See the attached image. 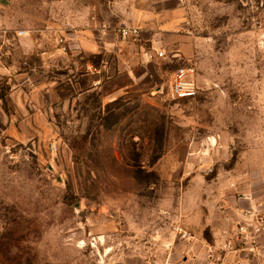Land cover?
<instances>
[{
  "label": "rangeland",
  "instance_id": "rangeland-1",
  "mask_svg": "<svg viewBox=\"0 0 264 264\" xmlns=\"http://www.w3.org/2000/svg\"><path fill=\"white\" fill-rule=\"evenodd\" d=\"M80 1L0 0V264H155L184 252L190 224L222 225L227 169L264 167L263 147L242 142L264 145V0L169 1L183 38L157 83L191 61L198 94L114 103L81 84L73 42L48 33ZM222 131L234 148L204 150Z\"/></svg>",
  "mask_w": 264,
  "mask_h": 264
},
{
  "label": "crops",
  "instance_id": "crops-1",
  "mask_svg": "<svg viewBox=\"0 0 264 264\" xmlns=\"http://www.w3.org/2000/svg\"><path fill=\"white\" fill-rule=\"evenodd\" d=\"M83 1L74 3V7L65 13L66 20L58 26H51L48 32L73 42V46L78 49L76 57L88 55L91 58L87 60L82 56L80 62L76 59L74 63L75 70L84 74L81 75V84H88L86 89L91 92H99L106 103L138 90L160 92L164 85L157 83L160 64L179 55L172 53L170 57L166 53L165 57L159 58L156 53L165 52V48H178L183 38L178 32L180 4L174 9L169 4V1L177 0ZM124 25L139 29L140 37L123 39L117 31ZM33 38L35 36L30 37ZM186 40L185 52L192 59L196 56L194 46L197 42L191 38ZM150 54L154 56L153 59L149 58ZM188 63L184 67L196 69L194 63ZM198 76L196 73L197 83ZM234 138L236 136L223 131L217 136L207 135L203 149L229 153L234 148ZM242 142L250 143L246 149L248 151H258L260 147L264 150V145L252 140L244 139ZM255 169L256 172L250 171L241 177H234L235 173L230 177L227 169L224 198L218 214L222 225L190 224L185 231L187 240L181 242L184 252H175L174 248H170L169 255L164 253L154 258L155 264H208V249L225 250L228 242L235 250L225 253L223 264H264V245L255 252H248L244 245L233 238L243 210L258 208L264 212V167ZM131 264L148 263L138 261Z\"/></svg>",
  "mask_w": 264,
  "mask_h": 264
},
{
  "label": "built area",
  "instance_id": "built-area-1",
  "mask_svg": "<svg viewBox=\"0 0 264 264\" xmlns=\"http://www.w3.org/2000/svg\"><path fill=\"white\" fill-rule=\"evenodd\" d=\"M118 34L123 39H137L140 37V30L131 26H122L118 29ZM157 57L163 58L165 52L156 53ZM153 59L152 54L149 55ZM196 69L194 67H180L176 69L168 82L163 85L162 93L168 98L178 99L195 96L199 92V85L195 79ZM234 240L240 245H244L248 252H255L264 245V212L258 208H250L242 211L241 222L238 224ZM231 240V239H230ZM235 248L230 242L225 250L216 248L208 249V264H223L226 252Z\"/></svg>",
  "mask_w": 264,
  "mask_h": 264
},
{
  "label": "trees",
  "instance_id": "trees-1",
  "mask_svg": "<svg viewBox=\"0 0 264 264\" xmlns=\"http://www.w3.org/2000/svg\"><path fill=\"white\" fill-rule=\"evenodd\" d=\"M116 102V101H115ZM112 103H114V102H112Z\"/></svg>",
  "mask_w": 264,
  "mask_h": 264
}]
</instances>
